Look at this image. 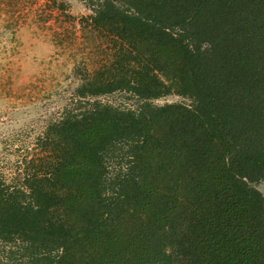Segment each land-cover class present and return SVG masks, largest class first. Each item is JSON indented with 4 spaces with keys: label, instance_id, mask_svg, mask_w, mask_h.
<instances>
[{
    "label": "trees",
    "instance_id": "16d2710c",
    "mask_svg": "<svg viewBox=\"0 0 264 264\" xmlns=\"http://www.w3.org/2000/svg\"><path fill=\"white\" fill-rule=\"evenodd\" d=\"M92 10L110 59L0 173V264H264V0Z\"/></svg>",
    "mask_w": 264,
    "mask_h": 264
},
{
    "label": "rangeland",
    "instance_id": "374dc122",
    "mask_svg": "<svg viewBox=\"0 0 264 264\" xmlns=\"http://www.w3.org/2000/svg\"><path fill=\"white\" fill-rule=\"evenodd\" d=\"M96 0H0V173L36 151L35 138L60 117L81 77L110 59L111 40L90 21ZM135 105L124 91L97 97ZM184 101L168 95L154 102ZM264 194V180L257 184Z\"/></svg>",
    "mask_w": 264,
    "mask_h": 264
}]
</instances>
